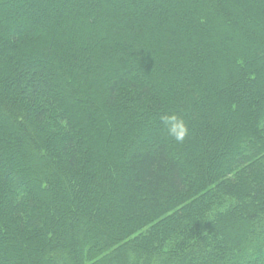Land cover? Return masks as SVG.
I'll list each match as a JSON object with an SVG mask.
<instances>
[{
    "label": "trees",
    "instance_id": "1",
    "mask_svg": "<svg viewBox=\"0 0 264 264\" xmlns=\"http://www.w3.org/2000/svg\"><path fill=\"white\" fill-rule=\"evenodd\" d=\"M0 264H264V0H0Z\"/></svg>",
    "mask_w": 264,
    "mask_h": 264
},
{
    "label": "clouds",
    "instance_id": "2",
    "mask_svg": "<svg viewBox=\"0 0 264 264\" xmlns=\"http://www.w3.org/2000/svg\"><path fill=\"white\" fill-rule=\"evenodd\" d=\"M166 136L176 143H183L190 135L187 122L178 112L165 111L159 116Z\"/></svg>",
    "mask_w": 264,
    "mask_h": 264
},
{
    "label": "rangeland",
    "instance_id": "3",
    "mask_svg": "<svg viewBox=\"0 0 264 264\" xmlns=\"http://www.w3.org/2000/svg\"><path fill=\"white\" fill-rule=\"evenodd\" d=\"M48 118H50L51 120H53V115H49Z\"/></svg>",
    "mask_w": 264,
    "mask_h": 264
}]
</instances>
